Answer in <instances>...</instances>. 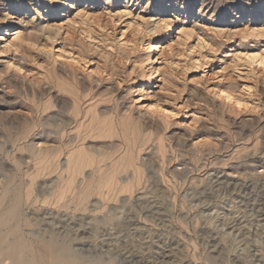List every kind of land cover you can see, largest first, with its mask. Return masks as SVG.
Here are the masks:
<instances>
[{
	"label": "rangeland",
	"instance_id": "obj_1",
	"mask_svg": "<svg viewBox=\"0 0 264 264\" xmlns=\"http://www.w3.org/2000/svg\"><path fill=\"white\" fill-rule=\"evenodd\" d=\"M0 238L264 264V0H0Z\"/></svg>",
	"mask_w": 264,
	"mask_h": 264
},
{
	"label": "bare ground",
	"instance_id": "obj_2",
	"mask_svg": "<svg viewBox=\"0 0 264 264\" xmlns=\"http://www.w3.org/2000/svg\"><path fill=\"white\" fill-rule=\"evenodd\" d=\"M157 45H156V43H154V42H152L151 43V49H150V52H151V54H152V51L153 50H155V49H157ZM153 77V76H152ZM229 95V94H228ZM92 121V120H91ZM91 123V122H90ZM90 125V124H89ZM91 126V125H90ZM68 162H69V159H68ZM72 162V161H71ZM72 163H74V162H72ZM70 164V163H69ZM68 166L69 165H67V168H68ZM70 167H72V168H74L73 166H70ZM76 167V166H75ZM74 170V169H73ZM138 170V169H137ZM67 171H68V169H67ZM76 171V172H75ZM75 171H72V172H75V173H77L78 172V170L76 169ZM72 174V173H71ZM138 174V173H137ZM74 174H72V176H73ZM112 179H113V177H112ZM112 182V180H108V182L106 181L105 182V185H107L108 187H109V191L110 190H113L114 191V189H112L111 187H112V184L113 183H111ZM130 183H132V182H130ZM115 185V184H114ZM128 187V186H127ZM132 187V186H131ZM113 188H114V186H113ZM123 189H124V187H122ZM126 188V187H125ZM131 189V188H130ZM121 191V190H120ZM1 218H2V216H1ZM3 238H0V262L3 260V259H5L6 257L5 256H7V258L9 259L10 258V260L14 263V264H36V259H34L33 257H34V255H32L33 257L31 258V257H29L28 255L27 256H25L24 255V252H25V247L24 246H22V245H18V246H15V245H12V244H8V245H5V243L3 242V240H2ZM50 243V242H49ZM51 246H52V242H51ZM63 246V247H62ZM67 246V245H66ZM52 247H54L53 249H54V257L53 258H55V259H57V258H62L63 259V261L65 260H68V261H71V262H73V263H76V262H79V258H77L74 254H73V251L72 252H70L71 251V249L69 250L67 247H65L64 245H59V246H52ZM48 248H49V246H48ZM27 249V248H26ZM29 254V253H28ZM30 255V254H29ZM30 255V256H31ZM7 258H6V260H7ZM4 261V260H3ZM54 261V260H53ZM61 261V260H60ZM5 262V261H4ZM83 262V261H82ZM2 263V262H1ZM62 263H64L65 264V262H62ZM72 263V264H73ZM97 263V262H96ZM53 264H54V262H53ZM59 264H61V263H59Z\"/></svg>",
	"mask_w": 264,
	"mask_h": 264
}]
</instances>
